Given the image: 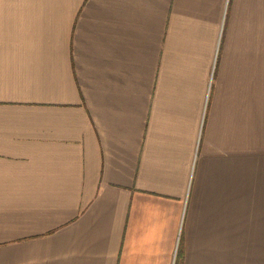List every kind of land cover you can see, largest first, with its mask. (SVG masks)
Wrapping results in <instances>:
<instances>
[{
  "label": "crops",
  "instance_id": "obj_1",
  "mask_svg": "<svg viewBox=\"0 0 264 264\" xmlns=\"http://www.w3.org/2000/svg\"><path fill=\"white\" fill-rule=\"evenodd\" d=\"M0 264H264V0H0Z\"/></svg>",
  "mask_w": 264,
  "mask_h": 264
}]
</instances>
